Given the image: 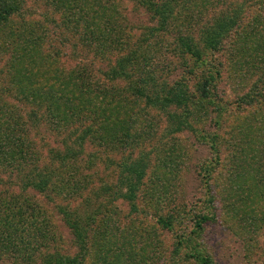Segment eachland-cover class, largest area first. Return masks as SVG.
I'll return each mask as SVG.
<instances>
[{"label": "trees", "instance_id": "16d2710c", "mask_svg": "<svg viewBox=\"0 0 264 264\" xmlns=\"http://www.w3.org/2000/svg\"><path fill=\"white\" fill-rule=\"evenodd\" d=\"M130 1L150 16L151 25L136 41L115 0H0V55H9L0 65V73L6 70L0 78V258L8 255L9 264H30L42 250L41 264L84 263V257L56 251L51 215L26 196L31 193L51 203L56 195L83 201L62 212L87 254L97 239L117 240L100 228L117 225L118 201L144 214L143 196L162 229L173 230L186 217L198 219L202 229L209 216L195 213L194 206L186 210L171 185L163 184L183 175L188 152L178 139L185 130L203 131L192 123L201 110L213 115L204 130L215 120L209 162L231 166V182L243 179L237 188H245V195L238 192L245 214L239 218L248 222L257 212L250 208L251 199L264 192V152L258 157L264 139V0ZM39 3L50 9L38 14ZM71 38L92 51V59L73 47L66 53ZM227 41L237 58L234 78L244 87L248 82L235 100L218 91L226 64L206 59ZM177 62L184 68L180 76L174 75ZM27 63L39 64L42 74L28 72ZM123 111L124 127L122 120L115 123ZM227 120L236 127L225 130ZM45 122L65 133L55 146L43 132ZM250 146L254 154L245 157ZM204 165L200 173L209 182L213 169ZM251 221L255 232H263L264 214ZM196 252L185 254L215 264Z\"/></svg>", "mask_w": 264, "mask_h": 264}, {"label": "rangeland", "instance_id": "374dc122", "mask_svg": "<svg viewBox=\"0 0 264 264\" xmlns=\"http://www.w3.org/2000/svg\"><path fill=\"white\" fill-rule=\"evenodd\" d=\"M115 2L118 6V17L121 20L124 19L125 25L127 24L129 30L132 31H129L131 39L133 38L135 41L138 40V37L142 34L144 29L151 25L150 16L145 11L135 8L130 0H115ZM37 9L38 14H44L46 10L50 8L45 7L43 3H39ZM248 17L247 20L250 21L251 16L249 15ZM10 30H12V28ZM60 30L63 32L66 31L61 27ZM66 32L70 33V31ZM171 40L172 39H167V44L170 43ZM65 41L66 43L68 42L66 53L73 47L72 49L78 52L79 55H83V58H86V56L91 58L90 56L93 55L92 51L82 47L83 45L80 44L79 40L71 38ZM228 47L229 41H227L222 51L210 53L206 59L207 61H213L214 64L223 63V66L226 64V69L223 70L222 78L218 83V91L225 96V98L235 100L237 97L247 92L248 82L245 83L244 87L238 84L239 82L234 78L233 66L234 60L237 61V58L234 57V51H231ZM8 56L9 55H5L4 53L0 55V57H2V59H0V65L6 66L5 61ZM115 57L116 56H111L112 59ZM156 57L157 59H159L158 57H160V59L168 57L180 61L178 57H170L169 55L156 54ZM175 65H178V67L174 71V75L180 76L184 68H182L178 62ZM24 67L33 75L42 74L39 64H34L33 66L27 63ZM5 72L6 70H3L0 73V78ZM5 85L4 83V86ZM206 111L207 110L202 112L201 110L200 114L196 115L194 117V122H192L193 127L197 130L202 129V132L198 131L199 133H195L185 130L179 136L178 141L188 152V162L185 165L186 167L183 175L175 182H172L173 180H168L164 181L163 184L171 185L169 187L174 189L176 194L175 199L178 198L176 203H178L180 199V201L187 205L186 210L194 206L196 207L194 210L195 213L203 212L208 215L211 219L208 224L203 225L202 229L199 230L196 226L198 219L192 221L186 217V219L181 224L175 226L173 230H165L156 223L154 211L149 209L147 198L143 199L142 196L139 200V209L144 214L134 212L128 203L118 201L115 203L116 207H118L116 216L117 225L114 226V229H112V227L100 228L102 233H107L109 230L114 232L117 240L109 239V242H107L108 239L106 238L103 239V241L97 239L96 242L92 244V249H90L87 254V250L84 251L81 249L80 244L76 241L71 229L67 225V218L65 219V215L62 212L67 206H81V204H83L81 199L74 198L69 200L56 195L53 196L54 202L51 203V201L49 200V202L43 195L41 196L36 193L26 195L31 199H35L37 203L42 204L49 215H51L59 239L56 251L61 255H67L71 258L84 257L83 264H201L200 261L195 258H190L185 254V252L194 253L196 250V257H198V254L208 255L213 259L215 264H263L264 229L263 232H255V224H253L254 222L251 220L263 218L264 199L261 198V195H264V192L260 190L257 197L254 196L251 199L252 204L250 210L254 208L257 212L248 219L249 223L244 222L246 219L239 218L242 214H245L244 211L242 212V206L240 205L243 198L238 196V192L245 195V188H237L238 184L242 183L243 179H236L234 182H231L232 179L227 174L231 166L217 168L209 162L213 157L210 145H212L214 141L211 133H213L215 129L212 126L215 120H213L211 125H207L204 130V124H210L213 117L209 110ZM44 113L45 111H43V114ZM117 116L118 118L115 120V123L120 125V123L124 121L122 124L124 127L126 120L124 111ZM209 126L211 128H209ZM235 127L236 125L228 121L224 129L228 131ZM42 129L43 132L46 130L44 133L47 137L51 138V145L53 146H55L54 144L57 145V142L62 140L65 135V133H57L49 122H45ZM225 130L222 133H224ZM70 131L74 132L72 128ZM260 146L261 150H259L258 157L264 152V139ZM86 148H89V145H87ZM224 149H226V157H231V155H233L232 149L228 148L227 145ZM245 152L247 153L245 157L252 155V153L254 154L252 146L247 148ZM230 159L226 160L227 163H229ZM246 160L245 164L248 163L249 159L247 158ZM202 162H205L204 168L211 165L213 169V174L209 182L206 181V178L202 177V172L200 173L199 165H201ZM169 178H172V176H169ZM231 185H233L234 188L236 187L234 191L231 190ZM165 192L163 188L160 193L163 194ZM13 193L15 195H20L19 189H14ZM161 194L160 196L165 197ZM33 195L35 198L32 197ZM233 203H236L237 207L232 208ZM87 207L86 205V208ZM155 232L156 235H154ZM105 236H108V234ZM109 236H111V233ZM180 241H182L181 245H179ZM256 243L258 244L256 245ZM258 245L260 249L257 248ZM45 253L46 251L42 250L41 253L36 254L35 259L30 264H41L42 257H44ZM3 259H5L6 262L3 261ZM10 259L8 255L4 256L0 258V264H9L8 260ZM15 264H19V261L16 260Z\"/></svg>", "mask_w": 264, "mask_h": 264}]
</instances>
